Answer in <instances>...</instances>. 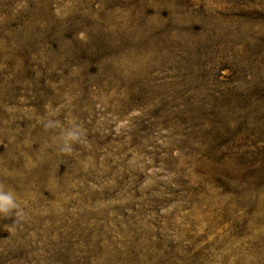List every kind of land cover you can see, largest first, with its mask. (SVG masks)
<instances>
[{
    "label": "rangeland",
    "instance_id": "1",
    "mask_svg": "<svg viewBox=\"0 0 264 264\" xmlns=\"http://www.w3.org/2000/svg\"><path fill=\"white\" fill-rule=\"evenodd\" d=\"M0 185V264H228L264 236V0H0Z\"/></svg>",
    "mask_w": 264,
    "mask_h": 264
},
{
    "label": "clouds",
    "instance_id": "2",
    "mask_svg": "<svg viewBox=\"0 0 264 264\" xmlns=\"http://www.w3.org/2000/svg\"><path fill=\"white\" fill-rule=\"evenodd\" d=\"M48 129H55L58 121L49 119L44 125ZM84 137L83 130L78 125H72L65 128L61 133L59 151L65 154L73 152V145L82 141ZM15 217L14 224H18L23 213L20 210L17 194L11 188L0 185V218Z\"/></svg>",
    "mask_w": 264,
    "mask_h": 264
},
{
    "label": "trees",
    "instance_id": "3",
    "mask_svg": "<svg viewBox=\"0 0 264 264\" xmlns=\"http://www.w3.org/2000/svg\"><path fill=\"white\" fill-rule=\"evenodd\" d=\"M255 194L256 191L250 197L253 201ZM246 221L241 226L240 246L228 249V264H264V236L257 237V228L250 213L246 215Z\"/></svg>",
    "mask_w": 264,
    "mask_h": 264
}]
</instances>
